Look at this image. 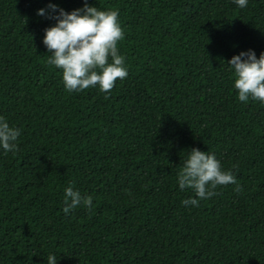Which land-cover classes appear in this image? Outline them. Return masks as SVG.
Returning a JSON list of instances; mask_svg holds the SVG:
<instances>
[{
  "label": "trees",
  "instance_id": "trees-1",
  "mask_svg": "<svg viewBox=\"0 0 264 264\" xmlns=\"http://www.w3.org/2000/svg\"><path fill=\"white\" fill-rule=\"evenodd\" d=\"M0 264H264V0H0Z\"/></svg>",
  "mask_w": 264,
  "mask_h": 264
}]
</instances>
